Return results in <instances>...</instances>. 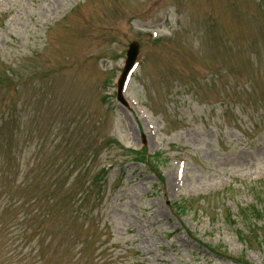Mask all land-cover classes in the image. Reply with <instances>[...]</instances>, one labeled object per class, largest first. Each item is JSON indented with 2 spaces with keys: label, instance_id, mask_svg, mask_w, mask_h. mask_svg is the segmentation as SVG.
<instances>
[{
  "label": "rangeland",
  "instance_id": "obj_1",
  "mask_svg": "<svg viewBox=\"0 0 264 264\" xmlns=\"http://www.w3.org/2000/svg\"><path fill=\"white\" fill-rule=\"evenodd\" d=\"M103 170L135 264H264V0H0V264H102L65 199Z\"/></svg>",
  "mask_w": 264,
  "mask_h": 264
},
{
  "label": "water",
  "instance_id": "obj_2",
  "mask_svg": "<svg viewBox=\"0 0 264 264\" xmlns=\"http://www.w3.org/2000/svg\"><path fill=\"white\" fill-rule=\"evenodd\" d=\"M138 50H139V44L138 42L134 41L130 44V48L128 49V57L126 60V65L125 68L119 78L118 84H119V89H118V97L121 98L122 97V88H123V84L124 81L126 79V76L128 74V71L130 70V68L133 66L134 61L136 59V56L138 54Z\"/></svg>",
  "mask_w": 264,
  "mask_h": 264
},
{
  "label": "trees",
  "instance_id": "obj_3",
  "mask_svg": "<svg viewBox=\"0 0 264 264\" xmlns=\"http://www.w3.org/2000/svg\"><path fill=\"white\" fill-rule=\"evenodd\" d=\"M136 153H137L136 158H139V157L143 156V153H142V152H139V151H138V152H136ZM158 155H159V154H157V156H158ZM143 159H144V158H143ZM247 209H248L247 206H246V207H242V208H240L241 216H242L244 219H246L247 216H248V214L246 213V210H247ZM256 211H257V212H263V213H264V205H263V207H262L261 209H257ZM255 218H256V220L264 219V214L262 215L261 219H258V217H255ZM247 227H249V225H247ZM242 231H243L242 228L237 230L238 236H240V234H241ZM241 239L245 240V238H243V237H242ZM111 264H117V260H116V259H112Z\"/></svg>",
  "mask_w": 264,
  "mask_h": 264
}]
</instances>
